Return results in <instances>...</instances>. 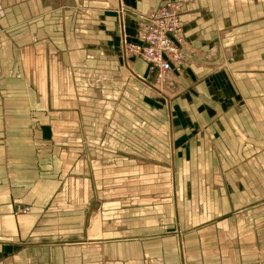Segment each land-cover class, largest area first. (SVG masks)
<instances>
[{
	"label": "crops",
	"instance_id": "crops-1",
	"mask_svg": "<svg viewBox=\"0 0 264 264\" xmlns=\"http://www.w3.org/2000/svg\"><path fill=\"white\" fill-rule=\"evenodd\" d=\"M170 1L176 0H0V264H99L93 260L101 253L92 247L102 243L100 215L85 230L84 201L69 205L66 199L90 191L92 197L117 196L111 165L168 163L178 210L184 192L175 147L182 144L193 153L185 182L210 196L206 211H216L211 197L217 191V207L248 212L242 223L229 226V239L239 235V252L264 243V224L246 209L264 198V0L187 5L182 21L190 45L213 56L221 51L227 67L214 70L217 61L192 56L184 43L202 80L185 76L186 96L167 104L164 96H153L146 63H124L116 12L123 7L138 16ZM125 32L136 42L134 21L127 20ZM86 136L93 156L84 152ZM69 148L81 150L79 156L69 157ZM102 148L108 149L102 158L110 167L103 172L97 168ZM134 148L140 157L127 160ZM212 148L219 159L209 153ZM88 172L95 181L90 189ZM19 202L29 211L18 215ZM106 252L104 260H117L110 247ZM256 253L247 254L252 264ZM166 256L176 261L175 253Z\"/></svg>",
	"mask_w": 264,
	"mask_h": 264
},
{
	"label": "rangeland",
	"instance_id": "rangeland-1",
	"mask_svg": "<svg viewBox=\"0 0 264 264\" xmlns=\"http://www.w3.org/2000/svg\"><path fill=\"white\" fill-rule=\"evenodd\" d=\"M85 7L87 8V2H85ZM116 13L117 16H120V19H122V22L120 21V23L118 21L117 25L119 34L120 30H123L124 32L123 38L119 43L122 59L124 63L131 67V63L133 64L139 59L132 54L131 48L128 49L129 44L135 42H129L125 28L127 20H132L136 24V33H138V19H135L137 18V14H127L123 7H121ZM1 29L2 26L0 25V30ZM184 43L190 45L186 34L184 36ZM189 47L191 49L190 51H192V56L200 57L198 55H201L206 60L204 62L217 61L218 63L216 64L219 68L214 70H218L219 72L221 70L220 68L227 67L226 64V66L224 65L225 59L221 56V51L219 55L215 53L213 56L210 51H206L207 48L205 47H196L193 44ZM237 53L240 54V50H238ZM232 60L233 59L227 62L229 63ZM192 61L188 60L186 57L183 65L177 69L171 77L166 78L165 80L160 82L150 80L151 82H148V84L155 89H152V91H154L153 96L159 99L162 98L160 96H164L167 99V104H172L176 99L186 96L189 85L183 81L186 78L185 76L189 75L198 83L202 80L192 69L190 65V62ZM145 81L147 82V79ZM166 122L168 123V120L165 119L164 132L166 139H164V142L168 144V129ZM173 130L174 135L177 136L178 131L176 130V127H174ZM85 142H89V147L84 150L85 154L93 156L90 154L91 139L88 138V136H86ZM182 147H175V154L177 157L179 154L181 160V163H177L175 169L177 175L179 173L177 167L180 174L183 175L181 188L182 194L184 192V196L181 197V202L178 204V210H175L172 206L174 196L172 197L173 186L171 171L173 169L168 163H153L154 165L148 164L140 166L135 163V160H125V164L110 166L113 168L115 167L114 169L117 170L116 173L118 174H115L112 179L113 183L116 184L115 190L117 191L115 194H117V196L111 197L101 195L100 197H92L90 191L89 195L86 194L87 196L83 198L68 197V199H66L69 205L74 204L73 202L84 201L83 203L86 206L84 213L86 219L85 230L88 229L89 224L92 223L95 215L96 218L100 215L104 227L103 236L101 238L102 243L99 242V245L92 247L93 251H95L96 254L101 253V256H103L102 254L108 251V248L110 247L111 253L115 252V254H117V260H111V264H188L189 262L190 264L191 262L192 264H252V262L247 259V254L250 253L252 249H256L258 254L256 253L257 258L254 263L264 264V243L257 244L256 246L245 245V253H240L239 250L241 243L239 235L236 240L229 239L228 236L231 230L229 226H235V224L239 225V222L242 223L248 212H245V210V213L238 214L232 212L230 209L222 210L223 207H217V200H219L217 191H214L213 193L216 194L211 197L216 211L207 212L205 205L208 204L210 196L206 195L203 190L201 192V187L198 185L197 189L193 186L191 190L190 187L187 186L185 182L187 164H190L188 160L190 155L192 157L193 153L190 154L189 150L186 149L187 146L185 148L183 147L184 149ZM66 151H68L69 157H76V155L79 156L78 153L81 150L69 148L68 150H65V152ZM101 153L102 154L99 155V157L102 161L100 165H97V168L102 172L104 170L108 171V168L110 167L108 164H104L102 158L103 156H108V149L102 148ZM165 153L167 154V149L165 150ZM209 153L217 155L218 151L212 148ZM136 154H140V150L134 148V154L127 155V160L129 158L140 157ZM118 155L124 156V154L120 152H118ZM217 157L219 159V155H217ZM166 159L169 160L170 158L167 157ZM44 162L45 161H42V163ZM193 163L191 164L192 168H194ZM203 166L204 165H198L196 169H200ZM52 172H56L55 165ZM90 175L89 172L86 174V178L90 179L89 189L92 187V184L95 185V181L91 179L92 176ZM225 183H227V181ZM217 184L216 187H221V181L219 179ZM101 189L102 193L106 192V187L104 185H102ZM128 189H131L132 191L128 192ZM125 191L127 193L131 192L132 196L126 197ZM186 192L200 195L191 196L186 194ZM250 207L246 209H253V211H255L253 215L256 217V220L261 221L262 224H264V198H261L260 202L256 203L252 208ZM29 209L30 207L24 206L19 202L17 214H25ZM112 227L116 228L117 234L114 232L115 229L113 231ZM123 228L126 230L121 231ZM260 236L264 238V232ZM166 238H171L172 240L169 243L162 241ZM114 241L117 244L112 245ZM180 241H182L181 245H179ZM109 244L111 245L106 246ZM182 249L184 251L183 254ZM119 252H121L122 255H119ZM147 253L151 257L150 260L147 258ZM163 253H165V255H163ZM172 253H175L176 261H173V257L167 258L166 254L170 255ZM260 255H262V257H260ZM101 256L99 255L98 259L93 261H96L99 264H110V260L106 261Z\"/></svg>",
	"mask_w": 264,
	"mask_h": 264
},
{
	"label": "built area",
	"instance_id": "built-area-1",
	"mask_svg": "<svg viewBox=\"0 0 264 264\" xmlns=\"http://www.w3.org/2000/svg\"><path fill=\"white\" fill-rule=\"evenodd\" d=\"M191 2L170 1L137 16V40L128 49L146 63L149 78L157 82L171 77L186 60L182 48L185 36L182 18Z\"/></svg>",
	"mask_w": 264,
	"mask_h": 264
},
{
	"label": "bare ground",
	"instance_id": "bare-ground-1",
	"mask_svg": "<svg viewBox=\"0 0 264 264\" xmlns=\"http://www.w3.org/2000/svg\"><path fill=\"white\" fill-rule=\"evenodd\" d=\"M184 45V44H183ZM182 48H183V46H182Z\"/></svg>",
	"mask_w": 264,
	"mask_h": 264
}]
</instances>
